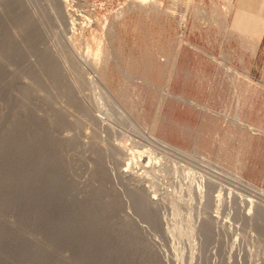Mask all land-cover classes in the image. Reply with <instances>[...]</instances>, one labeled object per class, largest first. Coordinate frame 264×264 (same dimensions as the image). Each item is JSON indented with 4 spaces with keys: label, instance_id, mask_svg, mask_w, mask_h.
Wrapping results in <instances>:
<instances>
[{
    "label": "rangeland",
    "instance_id": "1",
    "mask_svg": "<svg viewBox=\"0 0 264 264\" xmlns=\"http://www.w3.org/2000/svg\"><path fill=\"white\" fill-rule=\"evenodd\" d=\"M25 1L26 0H0V81H1L0 82L1 83L0 84V132H1L0 133V137H1L0 145L2 146V147L0 146V264H84V263L85 264H103V263L104 264H129V263L133 264L134 262H135L134 264H143L141 263V261L142 262L144 261L142 254H141V257H139L138 255L141 253L140 245L146 242H148L147 244H149V246H151V248L154 250L153 252H155L156 254L158 253L157 255H159V257L161 258V261L164 262L163 264H167L171 260L173 262L171 261L168 264H173V263L177 264L178 262H179L178 264H188L190 261H191V264H194V263L195 264H206V263L211 264L213 260H216V261H214L215 263L212 262V264H218V263L224 264L223 260L225 261V264H226V261L229 263L231 261L232 264L237 263V262L238 264L240 263L243 264L244 262H246L245 264H264V236H263L264 230H261L262 228L261 226L259 227V225H255L256 224L255 219L254 221L253 219H250V222L248 220L246 222L245 228L243 227V223H241L240 226L241 228H243V230L240 229V231L237 233H235L234 231L231 232L234 235V237H235V234H236V238L239 236L237 239H235L230 232H227L225 230L226 228L224 226H221V224L215 223L211 219V213H213V209H212L213 205H212L211 199L209 198V194L207 193V190L204 192L201 191L199 193L200 197L202 198H199L198 196L199 203L197 201V205H198V206L196 205L198 207V208L196 207L197 209L193 210V206L190 205L189 203H186L188 201V195H189L188 194L189 184L193 182V180L191 179L192 178L191 176H189L188 178V176L185 177L186 175L184 176L181 174L180 176L176 175L177 177L176 178L174 177V173L171 170L167 169L166 171L164 169H160L162 168L160 167L161 164L156 163L155 160H153L152 163L149 164V166H147L146 168L140 169L138 165L141 162V160L140 162L134 163L137 161V158L139 157V154H137L136 152H134L135 153L134 159H136V161H134L132 165L137 169H135L131 165L132 166L131 168H134V169L129 168V172L125 171L124 173L122 169V165H121L122 162L117 165L114 158L112 157V151H110L114 147V148H117L118 150L120 149V151L125 150L129 152L130 150L131 152L132 151L131 147L134 146L132 148L134 150H137V149L139 150L140 147H138V145H136L137 146L136 147L135 146L136 143H133L134 142L133 139L135 138L130 132L131 128L130 127L129 129L126 128L128 127V126H125L127 125V122L125 121L122 114L119 113L120 111L117 110L118 107L117 106L113 107L115 104L114 103L112 104L111 99H109L110 97L105 94L106 93L105 91H103L104 89L109 91L112 97H114L115 100H117L120 103V105H122L130 113V115L138 122L139 125L143 127H147L148 129L151 130L152 133H154L158 138H160L157 134L156 128H157L158 123L163 118L164 103L166 101L165 89L168 88V83L158 80L157 64L155 65L154 68H151L149 66V60L142 57L141 54H143L146 51L145 49L147 48L148 43L153 42V41H159V40L161 41L173 40L174 34L176 37L175 40L183 43V41L179 37L180 29H181L179 25L180 19L185 20L186 38L188 42L191 39H193V17L196 15V12L194 11V7H193V0H150L146 4L140 2L141 0H61L60 3H58L57 0H27L26 2ZM48 1L50 2V4ZM224 1H225V5H228L229 7H232L235 3V0H224ZM17 3L18 5H16ZM19 4L21 5L23 4V8L25 12L27 11L26 13L30 16L32 20V26H30L31 28L30 27L25 28V26L21 24L22 19L20 18L21 14L18 9ZM59 4H61L63 7H61V5L57 6ZM58 11L60 12L58 13ZM180 15L181 17H179ZM200 16L203 17L202 15ZM70 20H72V22ZM66 21H70V22L68 23ZM64 22L66 23L67 27L65 24H63ZM72 23H73V26H71ZM68 25L69 27L71 26L73 30L70 29L71 27L68 29ZM37 37L41 39H38ZM68 44L71 45V47ZM72 47L74 49H72ZM80 52L82 55L80 54ZM66 54L68 56H66ZM49 55H51V57ZM74 57L75 59H79L76 61V63H74L75 62ZM66 60H68L69 62ZM54 63H55V66H54ZM80 63L84 64L83 65L84 67ZM88 65L91 66L93 70L90 69ZM55 67H56V70H58V71L55 70L56 72H54ZM89 71L91 72L89 73ZM94 78L95 80L98 78L97 81H95ZM147 78H152L153 80L150 81V80H147ZM92 79L97 83H94ZM85 80L87 81L85 82ZM3 86H4L3 89L5 91H2L1 89ZM25 87L29 90H27ZM32 87L33 88L35 87L36 90L33 89ZM89 87L91 90L89 89ZM95 87L97 89L99 88L100 90L101 89L102 90L100 91V90L94 89ZM92 89L95 91V93L96 92L97 93L95 94L94 92H92L93 91ZM72 93H74L75 96ZM92 93L94 95H92ZM11 94H13V96L15 95L16 98L13 97ZM90 95H92L93 98H91ZM104 95L106 99L104 98ZM70 96H72L73 98ZM94 96L95 97L97 96L96 99H94ZM25 98L26 100L27 99L28 100L26 101ZM47 98H48V101H47ZM99 99L101 102L97 101ZM102 99L103 100L105 99L103 101V102H106L104 103L105 105H103ZM77 100L79 101L78 103H77ZM19 101L22 103H20ZM23 101L25 102L26 105L23 104L24 103ZM14 103L18 105H15ZM90 103L92 105H95L97 103L98 106L96 105L97 106L96 111L94 109L95 106L91 108L92 105ZM49 104L50 106L46 107V105H49ZM51 104L53 106H51ZM100 106L102 108H105V106L108 108H106L105 110L104 109L102 110ZM50 107H52V109ZM47 108H48V111H47ZM107 109L110 111L108 112ZM32 110H34V112L37 110L36 111L37 113H34V112L32 113ZM44 110L47 111V113ZM40 111H41V114H40ZM51 111L54 113L53 115ZM55 111L57 112L55 113ZM93 111L94 113L92 114L91 112ZM98 111L101 112L103 115H101V113L99 114ZM10 112L12 114H10ZM44 112L47 115H45ZM56 114H57L56 118L58 119H55ZM71 116L73 117L72 120L70 119L72 118ZM96 116H98V118ZM99 117L101 120L104 118L105 120L100 122L101 120L99 119ZM108 117L110 118L114 117L112 119L114 123L112 122V120H109ZM20 118L22 119L24 118V119L22 120ZM26 118L29 120V122ZM74 118H76L78 122L76 119L74 120ZM94 118H96L95 119L96 121L94 120ZM45 119L46 120L48 119V121L45 122ZM97 119L100 120V121L98 120L100 123L97 121ZM51 120H54V122L58 121V123L60 122L59 127H58V123H54ZM116 120L118 121V123ZM119 120L121 121L119 122ZM23 121L25 122L23 123ZM42 121L44 122V124ZM104 121H107V122H104ZM36 122L42 125H46V127L49 128L51 135L54 137L55 140H57L56 143H52V146L48 148L47 151L48 152L51 151L49 153L50 154L52 153V155L54 154L53 156L57 160V164L55 160H53L51 165L48 166V169H50L54 173H57V176L59 178H57L56 176V179H55L56 182L55 180L52 181L55 183H51L50 181L41 182L43 185L40 183V188L42 189L37 188L36 186L37 184L35 181V174L33 171L34 170L33 169V165H34L33 148L29 146L30 143L28 142L30 141H28L27 139L29 138L30 133L33 131ZM48 122L49 124H47ZM106 123L108 124L110 123V124L108 125ZM18 124L19 126H17ZM32 124L34 126H31ZM105 124L106 126H103ZM119 124H121L120 127H119ZM11 125L13 126L11 127ZM15 125H16V128H15ZM101 125L105 129L107 125H108L107 127L108 129L110 128L109 127L110 125H114V127L113 126L112 127L116 130L113 129L114 130L113 132H117L118 134L113 133L112 129L111 130L107 129L105 131V129H102L103 127ZM60 126L61 127L63 126L62 127L63 129ZM10 127L12 129H10ZM20 127L22 130L20 129ZM52 127L54 130L52 129ZM70 128L71 130H69ZM117 128H120V129H117ZM73 129L75 130V132ZM23 130L24 131L26 130V131L24 132ZM58 130L59 132H61L59 133L61 134V136L64 133H71L73 131L72 132L73 136L70 139H68V141L64 140L67 143L63 142V145H64L63 147H62V144H60L63 141L61 140L62 137L59 136V134H57ZM78 131L80 134L78 133ZM107 131H110V132L107 133ZM21 133L24 135V137ZM75 133L78 135H75ZM129 134L130 136H132L130 137L131 139L128 137ZM113 135L115 136V139L119 140L118 142L117 140L114 139ZM117 135H120V137H118ZM17 136L18 137L20 136L19 137L20 140H18ZM22 137L25 138V140H23ZM110 137L112 141L108 142ZM104 138H106L104 140L105 142L102 141ZM26 139H27V142H26ZM78 140L80 142H78ZM100 141L102 142L100 143ZM113 141H116L117 143ZM111 142H112L113 147L111 145ZM15 143H18V145ZM26 143L29 144L27 145L29 146L32 153L30 152L29 148L26 145H24ZM93 143H95V145ZM104 143L107 147L104 145ZM108 146H111L112 149L111 147H108ZM23 147L24 149L26 147V149L23 150L22 149ZM62 148H64V150H62ZM93 148L95 150L97 149L98 150L94 151ZM143 148L147 150L146 147H143ZM143 148H141L140 150L145 151ZM182 150H184L185 152L189 154H193V147H188L187 149H182ZM104 151L106 152L108 151L111 155L108 152L107 154ZM100 153H103V154L101 155ZM104 155H105V158H104ZM108 155L110 157H107ZM145 155H146V152H145ZM106 157L109 158L108 161L106 160ZM63 158L66 159L64 160V162H63ZM147 158L146 157L143 158L145 160V163H146V160L148 161ZM59 161L61 164L59 163ZM103 161L106 162V164L108 163L107 164L108 166L104 164ZM126 161L127 160L123 162L126 163ZM97 163H99L100 165ZM136 164L137 166H135ZM169 164L170 163L168 162V165ZM67 165L68 167H66ZM190 165L193 168L192 164H187V166L189 167ZM50 166L53 168H51ZM57 166L59 167L57 168ZM113 166L115 167L117 166L116 168L118 169L116 168L114 169ZM111 168L114 169L113 172L112 171L110 172ZM58 169H61V171ZM115 170H118V172ZM134 170L136 171L132 173V171ZM140 170L141 172L139 173ZM157 170L160 171L159 174H162V175H159ZM95 171L97 172L101 171V173L100 172L97 173ZM142 171L144 172L146 171L144 173L146 175L140 176V174H143ZM162 171L164 172L162 173ZM136 172H138V174ZM170 172H172V174H170ZM67 173H70V174L68 175ZM115 174H118V176ZM126 174L128 175L126 176ZM109 175H111L114 178H112ZM119 175H120V178H122L123 176V179H120ZM148 176H150V178L152 179H149ZM157 176L159 178H157ZM107 177H111V178H107ZM117 178L119 181H117ZM142 178H145L146 180L144 179L142 181ZM178 178L179 180L181 178L180 180L181 182L178 181ZM71 179H74L73 180L74 182L72 181L70 182ZM65 180L69 184H67ZM130 180L132 181L134 180L133 184L136 185L135 186L136 188L132 184V181L130 182ZM138 181H139V184L141 185L136 184L138 183ZM165 181L168 183H166ZM182 181H184L185 183H183ZM57 182H59L60 184ZM121 182L123 183L124 186L125 185L126 186L123 187ZM128 182L131 183V185ZM179 182L182 183L183 185L179 184ZM186 182H190V183L189 184L187 183L188 185L186 186L185 185ZM152 184L154 187L152 186ZM158 184L159 185L162 184L161 186L162 188H160ZM181 185L184 187H182ZM70 186L72 187L74 186V188ZM101 186L103 188H101ZM137 186H139V188ZM141 187L142 189H145V188L146 189L142 190ZM151 187H153V189ZM98 188H101V189L96 190ZM133 188L134 190L136 189L135 191L141 190L140 192L138 191L140 194L142 191H145V192H142L141 195H143L146 199H148L147 201H149V205H150L149 207L151 211L153 212L155 222L158 223V225L156 223H150L147 220H145L141 212L139 211L140 212L139 214L137 209H136L137 211L132 210L131 198H129L128 196L131 197V192L129 191H132ZM259 188H262V187L259 186ZM66 189L71 192H68ZM169 189H172V190L174 189V192H170L172 190L169 191ZM34 190L37 192H35ZM44 190H48L46 191L47 193ZM64 190H66L67 192ZM73 190H75V194ZM166 190H168L169 192L166 193ZM63 191H64V194H62ZM65 192L67 194H65ZM94 192L96 193L94 194ZM164 192L166 194H164ZM42 193H45V194H42ZM149 193H152V195ZM71 194L73 195V197ZM147 194H149L151 197ZM155 195L157 197H155ZM48 196H49V199H48ZM64 196H66V199ZM59 197H61V199ZM120 198L122 200H120ZM166 198L167 200H165ZM150 199L152 200L150 201ZM120 201H123L121 202L122 205L126 203L125 201H128L126 203L127 207H126V204L124 205L125 207L120 205ZM152 201H155L156 203L153 202L152 204L151 203ZM166 201L167 203H165ZM200 201L202 202V204ZM71 203L73 205H80V207L82 204L83 208L80 209V211L73 210L74 208H71L72 207ZM128 203H130V205ZM206 203H208L207 204L208 207L205 205ZM188 206L190 210L187 208ZM201 206L202 207L204 206L203 207L204 209ZM199 209H202V210H199ZM206 210L207 211L209 210L211 212L210 213L208 211L210 215L207 213ZM83 211L84 213L86 212L87 214L86 213L84 214ZM78 212H80L81 214H79ZM133 212L134 213L138 212V214L136 213L137 214L136 215ZM88 214L93 216L94 218L89 216ZM201 214L204 215L206 218H208L207 216L209 215L210 218L208 219L209 220L211 219V221L213 222L209 230L211 229L212 231L214 229L215 232H217L215 233V236L213 235L215 241L217 242L213 241L214 239L212 238V234H214L213 233L214 230L209 233V232H206L208 231V229L206 231H202L201 228L199 229V225L201 227L203 220L204 221L206 220L204 216L199 217ZM77 217L78 219L80 218L79 221L82 219L81 220L82 225H80L81 227L78 226L74 221V219ZM198 217L199 219L203 218L201 220L202 223L200 222V220L199 221L197 220ZM70 219H72L74 222ZM83 219H84V222H83ZM125 219L128 221H126ZM90 220L91 222L89 224L88 221ZM94 220H96V222ZM195 221H198V222H195ZM127 222H129L130 224ZM251 222L252 223L255 222V224L252 225ZM88 224H89V227L87 226ZM91 224L93 227L90 226ZM83 225L85 227L87 226V228H85ZM125 225L128 226V228ZM144 225H146V227H144ZM95 226H99V227L96 228ZM133 226L134 227L137 226L136 227L137 229L134 228L137 230V232L136 230L132 229ZM155 226L156 227L158 226V227L156 228ZM193 226L194 227L196 226V228L194 229ZM151 227H153V229ZM147 228L148 229L150 228V230H148ZM165 228H167V230ZM197 228H198V231H197ZM87 229L89 233H87L88 232L86 231ZM129 229L130 230L132 229L131 230L132 232H130ZM160 229L163 232H161ZM97 230L98 231L100 230L101 234ZM138 230L139 231L141 230L140 231L141 233H139ZM221 230L225 231L226 235L224 234L225 232H222ZM96 231H97V234H96ZM168 231L170 232L168 233ZM199 231H201V233ZM220 231L223 235L220 233ZM203 232H206V233H203ZM84 233L87 235L86 239H85L86 235H84ZM142 233L144 236L142 235ZM155 233L157 236L159 234L160 238L156 237ZM208 233L211 234L210 237ZM201 234H204L203 237ZM227 234L229 235L231 234L230 236L232 238L231 237L228 238ZM137 235L139 237H137ZM197 235L198 236L200 235V237L202 238H199ZM217 235H220L221 237ZM162 236H165L164 240H162L163 239ZM166 236L168 237V239L169 238L170 239L168 240ZM207 236L212 239L211 242H210L211 239L209 240ZM216 236L220 238L217 239ZM50 237H52L53 239ZM101 237H104V238H101ZM154 237L156 239L158 238L159 240L154 239ZM242 237H244V239H242ZM258 237L260 238L258 239ZM137 238L138 239L140 238V239L135 240ZM141 238L145 240H142ZM221 238L223 240V243H222L223 247L220 244ZM240 238H241L240 240L241 242H238L239 241L238 239ZM151 239L153 240V242ZM154 240L157 243H159V245H162V246L157 245V243ZM125 241H127V243ZM136 241L140 245H137ZM143 241H146V242H143ZM149 241H151L153 244H151V242ZM158 241H160L161 243L164 241V243L161 244ZM206 241L209 243V245H207L208 243ZM232 241H234L236 244L234 242L231 243ZM128 242L131 244H129ZM154 242L156 244H154ZM218 242L220 245L217 244ZM237 242H238V245H237ZM204 244L206 246L205 248H204ZM169 245H170V248H169ZM174 245L177 246L178 249H176ZM214 245L215 246L217 245L215 249H214ZM240 245L242 246L241 249L243 248L244 253H243V250L242 252L240 251L241 250L239 249ZM163 247H164V250H163ZM172 248L175 250L172 251L173 250ZM209 248L212 249L211 251H213L214 253L211 252ZM137 249L139 250V253ZM167 249L169 251L170 249H172L170 251L171 253ZM204 249H207L209 251L204 250ZM231 249H234V250L231 251ZM129 251H131L132 254L131 252L129 253ZM133 252L135 254H133ZM172 252L174 256H172ZM231 252L234 254L236 252L237 254H235V257L236 255L238 256V254H239V257H236L235 259L233 257L234 254L233 256L232 254H230ZM177 253L178 254L180 253L179 257L181 256L185 260H182L181 257L177 258L176 257ZM211 253L212 255H210ZM217 254L219 257L216 256ZM241 254H243L245 258L241 256ZM213 255L215 259L213 258ZM129 256H131L133 259L130 258ZM136 256H138L139 258ZM163 257L165 258L163 259ZM207 257L209 259H207ZM224 257L226 260L224 259ZM228 257H231V258H228ZM252 257H253V260H252ZM216 258H219V259L221 258L223 260L221 262V259L219 260ZM239 258L241 261H237L239 260ZM243 258L244 260L245 259L246 260L244 261ZM126 259H129V260L127 261ZM177 259L182 260V261H178Z\"/></svg>",
    "mask_w": 264,
    "mask_h": 264
},
{
    "label": "crops",
    "instance_id": "2",
    "mask_svg": "<svg viewBox=\"0 0 264 264\" xmlns=\"http://www.w3.org/2000/svg\"><path fill=\"white\" fill-rule=\"evenodd\" d=\"M193 7V39L174 34L141 54L168 83L157 134L264 188V0Z\"/></svg>",
    "mask_w": 264,
    "mask_h": 264
},
{
    "label": "bare ground",
    "instance_id": "3",
    "mask_svg": "<svg viewBox=\"0 0 264 264\" xmlns=\"http://www.w3.org/2000/svg\"><path fill=\"white\" fill-rule=\"evenodd\" d=\"M27 1V0H26ZM25 1V2H26ZM58 1V3H60L61 2V0H57ZM148 1H150V0H141L140 2H142V3H144V4H146ZM20 2V1H19ZM32 2V1H31ZM49 2V1H48ZM21 3V2H20ZM25 4V3H24ZM49 4H50V2H49ZM16 5H18V3L16 4ZM52 5V4H51ZM50 5V6H51ZM61 4H59V5H57V6H60ZM26 7V6H25ZM33 7V6H32ZM52 7V6H51ZM61 7H63L62 5H61ZM34 8V7H33ZM18 9H19V12H20V18L22 19L21 20V24L23 25V26H25V28H29L30 26H32V20H31V18H30V16L25 12V10H24V8H23V4L21 5V4H19V6H18ZM60 11H58V13H59ZM66 12V11H65ZM61 14H63V13H61ZM69 14V13H68ZM18 15V16H19ZM56 15V14H55ZM67 15V14H66ZM51 19V18H50ZM65 19V18H64ZM66 20V19H65ZM64 20V21H65ZM71 22H72V20H70ZM70 21H66V22H70ZM185 21V20H184ZM57 22V21H56ZM67 23V24H68ZM63 24H65L66 25V23L64 22ZM71 25V24H70ZM71 26H73V23H72V25ZM70 26V27H71ZM62 27H63V25H62ZM66 27H67V25H66ZM69 27V25H68V29L70 28ZM75 27V26H74ZM31 28V27H30ZM70 29H72L73 30V28L71 27ZM25 30V29H24ZM26 31V30H25ZM31 31V30H30ZM33 31V30H32ZM60 31V30H59ZM69 31V30H68ZM67 31V32H68ZM39 33H40V31H39ZM70 33V32H69ZM38 36V35H37ZM42 36V35H41ZM36 37V36H35ZM43 37V36H42ZM38 39H41V38H39V37H37ZM67 38V37H66ZM68 39V38H67ZM33 40V39H32ZM55 41V40H54ZM70 41V40H69ZM56 43V42H55ZM69 45V44H68ZM11 46V45H10ZM70 47H71V45H69ZM8 47V46H7ZM68 47V46H67ZM9 48V47H8ZM58 48V47H57ZM71 49V48H70ZM69 49V50H70ZM72 49H74L73 47H72ZM12 50V49H11ZM78 51V50H77ZM80 54H81V52H80ZM79 54V55H80ZM82 55V54H81ZM50 57H51V55H49ZM66 56H68L67 54H66ZM3 57V56H2ZM49 57V58H50ZM73 57V56H72ZM66 58H68V57H66ZM33 60V59H32ZM65 60V59H64ZM77 60H79V59H75V57H74V63H76V61ZM66 61H68V60H66ZM69 62V61H68ZM83 62V61H82ZM38 63V62H37ZM41 63V62H40ZM85 63V62H84ZM50 64V63H49ZM81 64V63H80ZM86 64H87V62H86ZM82 66L84 65V64H81ZM25 66V65H24ZM23 66V67H24ZM48 66V65H47ZM54 66H55V63H54ZM57 66V65H56ZM71 66V65H70ZM89 66V65H88ZM84 67V66H83ZM90 67V69H92L91 68V66H89ZM88 67V68H89ZM70 68V67H69ZM71 68H73V67H71ZM78 68V67H77ZM86 68V67H85ZM25 69V68H24ZM30 70V69H29ZM39 70V69H38ZM56 67H55V69H54V72H56V71H58V70H56ZM70 70V69H69ZM83 70V69H82ZM93 70V69H92ZM73 71H75V70H73ZM79 71H80V69H79ZM65 72V71H64ZM84 72H85V70H84ZM87 72H88V70H87ZM91 71H89V73H90ZM94 72V71H93ZM41 73V72H40ZM70 73H72V72H70ZM25 74V73H24ZM53 74V73H52ZM81 74V73H80ZM94 74V73H93ZM10 75H11V73H10ZM74 75V74H73ZM94 76V75H93ZM76 78V77H75ZM78 78V77H77ZM98 79V78H97ZM97 79L95 80V78H94V80L95 81H97ZM5 80V79H4ZM78 80V79H77ZM93 80V79H92ZM93 80V81H94ZM16 81H17V79H16ZM57 81V80H56ZM84 81V80H83ZM87 80H85V82H86ZM94 81V83H97V82H95ZM1 82V81H0ZM5 82V81H4ZM71 82V81H70ZM79 82V81H78ZM8 83V82H7ZM7 83H6V85H7ZM42 83V82H41ZM69 83V82H68ZM80 83H81V81H80ZM99 83V82H98ZM1 84V83H0ZM22 84V83H21ZM83 84V83H82ZM88 84V83H87ZM5 85V86H6ZM33 85V84H32ZM97 85H99V84H97ZM85 86V85H84ZM90 86V85H89ZM94 86H96V85H94ZM7 87V86H6ZM39 87V86H38ZM80 87V86H79ZM100 87V86H99ZM4 86L1 88L2 89V91H5L4 89ZM8 88V87H7ZM13 88V87H12ZM23 88V87H22ZM26 88V87H25ZM33 88V87H32ZM85 88V87H84ZM20 89V88H19ZM27 89V88H26ZM33 89H35V87L33 88ZM33 89H32V91H33ZM81 89V88H80ZM89 89H90V87H89ZM94 89H97L96 87L94 88ZM27 90H29V89H27ZM26 90V91H27ZM36 90V89H35ZM91 90V89H90ZM93 90V89H92ZM97 90H100L99 88L97 89ZM102 90V89H101ZM100 90V91H101ZM167 88L165 89V91L167 92ZM1 91V92H2ZM20 91V90H19ZM21 91H22V89H21ZM25 91V90H24ZM31 91V90H30ZM87 91V90H86ZM99 91V92H100ZM103 91H105L106 93V95H108L109 97V99H111V102H112V104L114 103L115 105L113 106V107H115V106H117L118 107V109L117 110H119L120 112L119 113H121L122 114V116L124 117V119H125V121L127 122V125H125V126H128V127H126V128H128L129 129V127L131 128V134L134 136V138L135 139H133L134 140V142L133 143H136L135 144V146L136 145H138V147H140V149L141 148H143V147H146L147 148V150H145L144 148V150L145 151H142V150H134V149H132L133 147H131V152H130V150H129V152L128 151H120V149L118 150L117 148H114L113 147V145H112V142H111V145H112V147H113V149H112V147L111 146H108V147H111V149L112 150H110V151H112V157L114 158V160H115V162L117 163V165L119 164V163H121L122 162V169H123V172L125 173V171L127 172H129V168H131L133 165H132V163L134 162V161H136V159H134V157H135V153L134 152H136L137 154H139V157H138V155H137V161L136 162H134V163H137V162H140V160H141V162L139 163V165H138V167H140V169L141 168H146L147 166H149V164H151L152 163V161L153 160H155V162L156 163H160L161 164V166L160 167H162V168H160V169H164V170H166L167 171V169L168 170H171L172 172L174 171L175 172V170H174V168L175 169H177L178 167L179 168H186V167H188L187 166V164H193V161L194 162H197V163H202L203 164V161L202 160H204V159H201V157L199 156V155H196V154H189V153H187V152H185L184 150H182V149H180V148H178V147H175L174 145H172V144H170V143H168L167 141H165V140H163V139H160V138H158L154 133H152L151 132V130L150 129H148L147 127H143V126H141V125H139L138 124V122L130 115V113L122 106V105H120V103L117 101V100H115V98L114 97H112V95L109 93V91H107L106 89H104ZM7 92V91H6ZM46 92V91H45ZM92 92H94L95 93V91L93 90ZM4 93V92H3ZM21 93V92H20ZM33 93H34V91H33ZM32 93V94H33ZM38 93V92H37ZM40 93V92H39ZM75 93V92H74ZM74 93H72V94H74ZM97 93V92H96ZM95 93V94H96ZM101 93H103V92H101ZM9 94V93H8ZM22 94V93H21ZM24 94H26V93H24ZM31 94V95H32ZM83 94V93H82ZM90 94V93H89ZM12 96H13V94H11ZM30 95V96H31ZM43 95V94H42ZM80 95V94H79ZM92 95H94L93 93H92ZM92 95H90L91 96V98H93V96ZM101 95V94H100ZM103 95V94H102ZM27 96H29V95H27ZM26 96V97H27ZM44 96V95H43ZM73 96V95H72ZM72 96H70V97H72ZM74 96H75V94H74ZM77 96V95H76ZM99 96V95H98ZM11 97V96H10ZM13 97H15V95L13 96ZM49 97V96H48ZM78 97V96H77ZM77 97H76V99H77ZM97 97V96H96ZM96 97L94 96V99H96ZM102 97V96H101ZM16 98V97H15ZM21 98V97H20ZM41 98H42V96H41ZM73 98V97H72ZM79 98V97H78ZM98 98H100V97H98ZM104 98L106 99V97H105V95H104ZM13 99V98H12ZM46 99V98H45ZM104 99V100H105ZM25 100H26V98H25ZM28 100V99H27ZM26 100V101H27ZM103 99H102V102L104 101ZM5 101V100H4ZM10 101V100H9ZM12 101V100H11ZM47 101H48V98H47ZM81 101V100H80ZM97 101H100V99L99 100H97ZM13 102V101H12ZM20 102V101H19ZM24 102V101H23ZM50 102V101H49ZM79 101L77 100V103H78ZM84 102V101H83ZM101 102V101H100ZM99 102V103H100ZM17 103V102H16ZM20 103H22V102H20ZM40 103V102H39ZM47 103V102H46ZM104 103H106V102H103V105H105ZM15 104V103H14ZM23 104H25V102L23 103ZM91 104V103H90ZM94 104V103H93ZM15 105H18V104H15ZM21 105V104H20ZM26 105V104H25ZM92 105V104H91ZM97 103L95 104V105H92L91 106V108L92 107H94V109H95V111H96V109H97ZM100 105V104H99ZM107 105V104H106ZM47 106H50V104L49 105H46V107ZM51 106H53L52 104H51ZM87 106V105H86ZM90 106V105H89ZM102 106V105H101ZM100 106V107H101ZM112 106V105H111ZM112 107V108H113ZM38 108V107H37ZM51 109H52V107H50ZM87 108V107H86ZM90 108V107H89ZM102 108V107H101ZM106 108H108V107H106L105 106V108H102V110L104 109H106ZM111 108V107H110ZM109 108V109H110ZM35 109V108H34ZM42 109V108H41ZM55 109V108H54ZM88 109V108H87ZM99 109V108H98ZM116 109V108H115ZM115 109H113V110H115ZM40 110V109H39ZM89 110V109H88ZM2 111V110H1ZM37 111V110H36ZM34 112V110H32V113L34 112V113H37V112ZM45 111V110H44ZM47 111H48V108H47ZM47 111H45L46 113H47ZM59 111V110H58ZM90 111H91V109H90ZM99 111H101V110H99ZM98 111V112H99ZM107 111L109 112L110 110H108L107 109ZM17 112V111H16ZM44 112V113H45ZM52 112V111H51ZM57 111H55V113H56ZM62 112V111H61ZM65 112V111H64ZM70 112V111H69ZM98 112H96V113H98ZM4 113V112H3ZM45 113V115H47ZM67 113V112H66ZM92 114L94 113V111L93 112H91ZM101 112H99V114H100ZM10 114H12L11 112H10ZM19 114V113H18ZM40 114H41V111H40ZM51 114V113H50ZM54 113L52 112V115H53ZM69 114V113H68ZM108 114V113H107ZM110 114V113H109ZM29 115V114H28ZM101 115H103L102 113H101ZM111 115V114H110ZM31 116V115H30ZM35 116H36V114H35ZM120 116V115H119ZM121 116V117H122ZM14 117V116H13ZM23 117V116H22ZM25 117V116H24ZM32 117H34V116H32ZM31 117V118H32ZM40 117H42V116H40ZM47 117V116H46ZM54 117V116H53ZM57 117V114H56V116H55V119H58V118H56ZM72 117V116H71ZM94 117H95V115H94ZM97 118H98V116H96ZM122 117V118H123ZM37 118V117H36ZM38 118H39V116H38ZM65 118V117H64ZM109 118V120H112L113 118H110V117H108ZM117 118V117H116ZM18 119V118H17ZM20 119H22V118H20ZM24 119V118H23ZM22 119V120H23ZM27 119V118H26ZM44 119V118H43ZM50 119H51V117H50ZM49 119V120H50ZM53 119V118H52ZM54 119V120H55ZM71 120L73 119V117L72 118H70ZM76 118H74V120H75ZM96 118H94V120H95ZM99 119H100V117H99ZM99 119H97V121L99 120ZM1 120H3V119H1ZM28 120V119H27ZM26 120V121H27ZM33 120V119H32ZM41 120V119H40ZM54 120H51L52 122H54ZM77 120V119H76ZM101 120V119H100ZM99 120V121H100ZM103 120H105V118L104 119H102L100 122H102ZM122 120V119H121ZM121 120H119V122L121 121ZM5 121V120H4ZM12 121V120H11ZM38 121V120H37ZM46 121H48V119L46 120L45 119V122ZM70 121V120H69ZM81 121V120H80ZM96 121V120H95ZM98 121V122H99ZM117 121V120H116ZM123 121V120H122ZM20 122H22V121H20ZM25 121H23V123H24ZM28 122H29V120H28ZM27 122V123H28ZM31 122V121H30ZM43 122V121H42ZM52 122H51V124H52ZM62 122H63V120H62ZM67 122V121H66ZM77 122H78V120H77ZM99 122V123H100ZM104 122H107V121H104ZM112 122L114 123V121L112 120ZM14 123V122H13ZM17 123V122H16ZM19 123V122H18ZM33 123V122H32ZM54 123H58V121L56 122H54ZM53 123V124H54ZM60 123V122H59ZM59 123H58V127H59ZM64 123H65V121H64ZM68 123H70V122H68ZM73 123V122H72ZM80 123V122H79ZM110 123H111V121H110ZM109 123V124H110ZM117 123H118V121H117ZM122 123V122H121ZM22 124V123H21ZM29 124V123H28ZM31 124V123H30ZM43 124H44V122H43ZM46 124V123H45ZM47 124H49V122L47 123ZM61 124H63V123H61ZM67 124V123H66ZM106 124H108V123H106ZM106 124L105 125H103V126H106ZM108 124V125H109ZM14 125V124H13ZM13 125H11V127L13 126ZM26 125V124H25ZM25 125H23V126H25ZM56 125V124H55ZM69 125V124H68ZM73 125H75V124H73ZM99 125V124H98ZM108 125H107V127H108ZM123 125V124H122ZM5 126V125H4ZM17 126H19V124L17 125ZM21 126V125H20ZM27 126H29V125H27ZM31 126H34L33 124L31 125ZM49 126V125H48ZM64 126V125H63ZM62 126V127H63ZM67 126V125H66ZM102 126V125H101ZM102 126V127H103ZM114 127V125H110L109 127V129L111 130L112 129V132L114 131V130H116V129H114L113 127ZM116 126V125H115ZM121 126V124H119V127ZM124 126V127H125ZM10 127V129H12ZM53 127H54V125H53ZM53 127H52V129H53ZM57 127V126H56ZM61 127V126H60ZM61 127V128H62ZM71 127V126H70ZM73 127V126H72ZM99 127V126H98ZM106 127V129L103 127L102 129H105V131L108 129ZM117 127V126H116ZM15 128H16V125H15ZM33 128V127H32ZM60 128V129H61ZM68 128H69V126H68ZM67 128V129H68ZM20 129H21V127H20ZM51 129V128H50ZM55 129H57V128H55ZM63 129V128H62ZM61 129V130H62ZM66 129V130H67ZM80 129V128H79ZM108 129V130H109ZM114 129V130H113ZM117 129H120V128H117ZM9 130V129H8ZM8 130H7V132H8ZM16 130V129H15ZM22 130V129H21ZM20 130V131H21ZM27 130V129H26ZM25 130V131H26ZM54 130V129H53ZM60 130V131H61ZM69 130H71V128L69 129ZM74 130V129H73ZM123 130H124V128H123ZM122 130V131H123ZM2 131V130H1ZM24 131V130H23ZM24 131V132H25ZM85 131H86V129H85ZM98 131V130H97ZM119 131V130H118ZM121 131V130H120ZM22 132V131H21ZM23 132V133H24ZM28 132V131H27ZM54 132V131H53ZM56 132V131H55ZM65 132V131H64ZM67 132V131H66ZM73 132V131H72ZM72 132L71 133H64L62 136H61V134H59V133H61V132H59V130H58V133L57 134H59V136H61L62 137V139L61 140H63L62 141V143H60V141H59V143L60 144H62V147L64 146L63 145V142H65L64 140H67L68 141V139H70L73 135H72ZM74 132H75V130H74ZM77 132V131H76ZM81 132V131H80ZM89 132V131H88ZM95 132V131H94ZM110 131H107V133H109ZM112 132H111V134H112ZM124 132V131H123ZM127 132V131H126ZM1 133V132H0ZM20 133V132H19ZM63 133V132H62ZM78 133H79V131H78ZM86 133V132H85ZM96 133V132H95ZM103 133V132H102ZM113 133H117V132H113ZM125 133V132H124ZM12 134V133H11ZM22 134V133H21ZM56 134V133H55ZM80 134V133H79ZM104 134H106V133H104ZM110 134V135H111ZM118 134V133H117ZM121 134H122V132H121ZM6 135V134H5ZM23 135V134H22ZM75 135H78V134H76L75 133ZM74 135V136H75ZM86 135V134H85ZM89 135V134H88ZM96 135V134H95ZM99 135V134H98ZM115 135V134H114ZM113 135V136H114ZM128 135V134H127ZM1 136H2V134H1ZM9 136V135H8ZM55 136V135H54ZM58 136V135H57ZM91 136V135H90ZM103 136V135H102ZM112 136V135H111ZM118 137H120V135H117ZM123 136V135H122ZM121 136V137H122ZM11 137V136H10ZM18 137V136H17ZM20 137V136H19ZM18 137V140H20V138ZM23 137H24V135H23ZM22 137V138H23ZM78 137V136H77ZM88 137V136H87ZM86 137V138H87ZM106 137V136H105ZM107 137H109V136H107ZM129 138L130 137H132V136H130V134H129V136H128ZM1 138V137H0ZM3 138V137H2ZM6 138V137H5ZM21 138V139H22ZM27 138V137H26ZM84 138V137H83ZM95 138V137H94ZM28 139V141H30V142H28V143H30V145L28 144V143H26V144H24V145H26L28 148H29V146L31 147V148H33V157H34V159H33V161H34V165H33V171H34V174H35V181H36V186H37V188H40V183L41 182H47V181H50L51 183H55L56 182V176H57V173H54V172H52L50 169H48V166L49 165H51V163L53 162V160H55V162H56V164H57V160L54 158V154L52 155V153L50 154L49 152H51V151H47L48 150V148H50L51 146H52V143H56V141L57 140H55L54 139V137L51 135V132L49 131V128L48 127H46V125H42V124H40V123H35V127H34V129H33V131L30 133V135H29V138H27ZM27 139H26V142H27ZM97 139V138H96ZM100 139V138H99ZM106 138H104L102 141L103 142H105L104 140H105ZM114 139H115V136H114ZM131 139V138H130ZM23 140H25V138H23ZM73 140V139H72ZM74 140H75V138H74ZM84 140V139H83ZM115 140H117V139H115ZM2 141V140H1ZM86 141V140H85ZM102 141H100V143L102 142ZM106 141H108V140H106ZM110 141H112V139H111V137L109 138V141L108 142H110ZM119 140H117V142H118ZM72 142V141H71ZM76 142V141H75ZM78 142H80L79 140H78ZM99 142V141H98ZM113 142H116V141H113ZM116 142V143H117ZM23 143V142H22ZM65 143H67V142H65ZM64 143V144H65ZM74 143V142H73ZM92 143V142H91ZM97 143V142H96ZM99 143V144H100ZM107 143V142H106ZM115 143V144H116ZM5 144V143H4ZM15 144H17L18 145V143H15ZM20 144V143H19ZM29 146H28V145ZM76 144V143H75ZM80 144V143H79ZM86 144V143H85ZM88 144V143H87ZM94 145H95V143H93ZM98 144V145H99ZM110 144V143H109ZM67 145V144H66ZM71 145V144H70ZM104 145H105V143H104ZM117 145V144H116ZM1 146V145H0ZM53 146H54V144H53ZM60 146V145H59ZM68 146V145H67ZM66 146V147H67ZM72 146V145H71ZM92 146V145H91ZM106 146V145H105ZM115 146V145H114ZM118 146V145H117ZM116 146V147H117ZM2 147V146H1ZM20 147V146H19ZM65 147V148H66ZM98 147H100V146H98ZM107 147V146H106ZM137 147V146H136ZM53 148V147H52ZM97 148V147H96ZM120 148V147H119ZM23 150H25L26 149V147H25V149H24V147L22 148ZM94 149V148H93ZM100 149H102V148H100ZM129 149V148H128ZM29 150H30V148H29ZM28 150V151H29ZM50 150V149H49ZM59 150V149H58ZM62 150H64V148H62ZM98 150V149H97ZM97 150H95L94 149V151H97ZM105 150V149H104ZM134 150V151H133ZM13 151V150H12ZM27 151V152H28ZM101 151V150H100ZM103 151V150H102ZM20 152V151H19ZM25 152V151H24ZM30 152H31V150H30ZM54 152V151H53ZM59 152V151H58ZM57 152V153H58ZM60 152H61V150H60ZM99 152V151H98ZM104 152H106V151H104ZM108 152V151H107ZM106 152V153H107ZM145 152H146V155H145ZM32 153V152H31ZM109 153V152H108ZM107 153V154H108ZM101 155L103 154V153H100ZM110 154V153H109ZM24 155V154H23ZM98 155V154H97ZM111 155V154H110ZM121 155V156H120ZM103 157V156H102ZM107 157H110L109 155L107 156ZM106 157V160L108 161V159L109 158H107ZM147 158L148 159V161L146 160V163H145V160L143 159V158ZM19 158V157H18ZM100 158H101V156H100ZM104 158H105V155H104ZM139 158H141V159H139ZM13 159V158H12ZM103 159V158H102ZM64 160H66V159H64L63 158V162H64ZM99 160V159H98ZM125 160H127L126 161V163L125 162H123V161H125ZM61 161V160H60ZM60 161H59V163H60ZM97 161V160H96ZM100 161V160H99ZM105 161V160H104ZM103 161V162H104ZM143 161H144V163H143ZM26 162V161H25ZM168 162L170 163L169 165H168ZM29 163V162H28ZM66 163V162H65ZM124 163V164H123ZM61 164V163H60ZM97 164H99V163H97ZM97 164H96V166H97ZM104 164H106V162H104ZM108 164V163H107ZM106 164V165H107ZM59 165V164H58ZM100 165V164H99ZM103 165V164H102ZM109 165H111V164H109ZM112 165H113V163H112ZM125 165V166H124ZM132 165V166H131ZM153 165V164H152ZM159 165V164H158ZM205 165V164H204ZM64 166H65V164H64ZM108 166V165H107ZM135 166H137V164L135 165ZM151 166V165H150ZM168 166V167H167ZM7 167V166H6ZM18 167V166H17ZM51 167V166H50ZM59 166H57V168H58ZM61 167V166H60ZM66 167H68V165L66 166ZM99 167V166H98ZM101 167V166H100ZM114 167V169L117 167H115V166H113ZM125 167V168H124ZM134 167V166H133ZM158 167V166H157ZM190 167H191V165H190ZM51 168H53V167H51ZM56 168V169H57ZM71 168V167H70ZM103 168V167H102ZM106 168V167H105ZM135 168V167H134ZM134 168H131V169H134ZM156 168V167H155ZM158 168V169H159ZM192 168V167H191ZM55 169V170H56ZM101 169V168H100ZM99 169V170H100ZM104 169V168H103ZM114 169H112L111 168V170H110V172L112 171L113 172V170ZM116 169H118V168H116ZM135 169H137V168H135ZM148 169V168H147ZM150 169V168H149ZM157 169V168H156ZM58 170H60L61 171V169H58ZM57 170V171H58ZM69 170V169H68ZM106 170V169H105ZM104 170V171H105ZM120 170V169H119ZM11 171V170H10ZM65 171V170H64ZM115 171H117L118 172V170H115ZM122 171V170H121ZM121 171H119V172H121ZM131 171V170H130ZM136 170H134V171H132V173H134ZM150 171V170H149ZM156 171V170H155ZM158 171V170H157ZM27 172V171H26ZM69 172V171H68ZM95 172H97V171H95ZM98 172H100L101 173V171H98ZM97 172V173H98ZM109 172V173H110ZM141 172V170L139 171V173ZM146 172V171H145ZM144 171H142V173L143 174H140V176L141 175H146V174H144L145 173ZM148 172V171H147ZM159 172L160 171H158V174H159ZM164 171H162V173H163ZM172 172H170V174H172ZM62 173H63V171H62ZM73 173V172H72ZM106 173H108V172H106ZM131 173V172H130ZM137 174H138V172H136ZM149 173V172H148ZM166 173V172H165ZM26 174V173H25ZM33 174V175H34ZM68 175L70 174V173H67ZM119 174V173H118ZM118 174H115V175H117L118 176ZM59 175H61V174H59ZM100 175V174H99ZM111 175H113V174H111ZM111 175H109V176H111ZM121 175V174H120ZM120 175H119V178H120ZM124 175V174H123ZM128 174H126V176H127ZM133 175V174H132ZM136 175V174H135ZM147 175H149V174H147ZM159 175H162V174H159ZM158 175V176H159ZM164 175H166V174H164ZM72 176V175H71ZM125 176V175H124ZM130 176H131V174H130ZM138 176V175H137ZM139 176V177H140ZM157 176V178H159ZM172 176V175H171ZM178 176H180V175H178ZM185 176V175H184ZM190 176V175H189ZM189 176H188V178H189ZM34 177V176H33ZM65 177V176H64ZM63 177V178H64ZM68 177V176H67ZM95 177V176H94ZM112 177V176H111ZM111 177H107V178H111ZM129 177V176H128ZM127 177V178H128ZM164 177V176H163ZM169 177V176H168ZM174 177H176V176H174ZM174 177H173V179H174ZM183 177V176H182ZM181 177V178H182ZM186 177V176H185ZM57 178H59L58 176H57ZM66 178V177H65ZM69 178V177H68ZM102 178V177H101ZM112 178H114V177H112ZM125 178V177H124ZM131 178V177H130ZM146 178V177H145ZM145 178H142V181L145 179ZM148 178L149 179H152V178H150V176H148ZM155 178V177H154ZM153 178V179H154ZM157 178H156V180H157ZM160 178H162V177H160ZM171 178V177H170ZM177 178V177H176ZM181 178H180V180H181ZM187 178V179H188ZM61 179H62V177H61ZM120 179H123V176H122V178H120ZM141 179V178H140ZM164 179V178H163ZM168 179V178H167ZM172 179V180H173ZM192 179V178H191ZM14 180V179H13ZM12 180V181H13ZM55 180V182H52V181H54ZM69 180V179H68ZM74 179H71L70 180V182L72 181V182H74L73 181ZM125 180V179H124ZM127 180V179H126ZM135 180V179H134ZM133 180V181H134ZM146 180V179H145ZM155 180V179H154ZM153 180V181H154ZM166 180V179H165ZM177 180V179H176ZM179 180V178H178V181H180ZM185 180V179H184ZM190 180V179H189ZM20 181V180H19ZM29 181V180H28ZM59 181V180H58ZM62 181V180H61ZM66 181V180H65ZM117 181H119L118 180V178H117ZM128 181V180H127ZM126 181V182H127ZM132 180H130V182H131ZM133 181H132V184H133ZM136 181V180H135ZM141 181V180H140ZM148 181V180H147ZM150 181V180H149ZM171 181V180H170ZM175 181V180H174ZM173 181V182H174ZM177 181V182H178ZM27 182V181H26ZM67 182V181H66ZM80 182V181H79ZM94 182V181H93ZM102 182V181H101ZM137 182V181H136ZM166 182V181H165ZM176 182V181H175ZM181 182V181H180ZM179 182V184H182V183H180ZM183 183H185L184 181H182ZM204 184H205V186H206V188H205V190H208V194H209V198L211 199V191H212V187H211V185L208 183V181H207V178H205L204 179ZM57 183H59V182H57ZM63 183V182H62ZM92 183V182H91ZM122 183V182H121ZM129 183V182H128ZM141 183V182H140ZM147 183V182H146ZM152 183V182H151ZM161 183V182H160ZM166 183H168V182H166ZM190 183V182H186V186L188 185V184ZM192 183V182H191ZM42 184V183H41ZM50 184V183H49ZM48 184V185H49ZM60 184V183H59ZM66 184V183H65ZM67 184H69L68 182H67ZM76 184V183H75ZM130 185H131V183H129ZM136 184H139V181H138V183H136ZM143 184H145V183H143ZM142 184V185H143ZM165 184V183H164ZM169 184H171V183H169ZM31 185V184H30ZM32 185H34V184H32ZM43 185V184H42ZM83 185V184H82ZM134 185V184H133ZM139 185H141V184H139ZM147 185H149V184H147ZM146 185V186H147ZM157 185V184H156ZM159 185V184H158ZM168 185V184H167ZM183 185V184H182ZM181 185V186H182ZM61 186V185H60ZM64 186V185H63ZM67 186H69V185H67ZM76 186V185H75ZM122 186L123 187H125L124 185H123V183H122ZM136 185H134V187H135ZM152 186H153V184H152ZM160 186V188H162L161 186H162V184L161 185H159ZM165 186V185H164ZM13 187V186H12ZM18 187V186H17ZM46 187H47V185H46ZM70 187H72V186H70ZM77 187V186H76ZM138 188H139V186H137ZM154 187V186H153ZM153 187H151L152 189H153ZM158 187V186H157ZM171 187V186H170ZM182 187H184V186H182ZM49 188V187H48ZM67 188V187H66ZM72 188H74V186L72 187ZM101 188H103L102 186H101ZM101 188H98V189H96V190H99V189H101ZM136 188V187H135ZM145 188V187H144ZM40 189H42V188H40ZM82 189H84V188H82ZM141 189H142V187H141ZM146 189V188H145ZM145 189H142V190H145ZM149 189V188H148ZM151 189V190H152ZM183 189H185V188H183ZM187 189H188V187H187ZM186 189V190H187ZM50 190V189H49ZM63 190V189H62ZM67 190V189H66ZM66 190H64V191H66ZM77 190V189H76ZM116 190V189H115ZM136 190V189H135ZM134 190V188L132 189V191H129V192H131V197L130 196H128L129 198H131V208H132V210H135V211H137L138 210V212L140 211L141 212V214H142V216L145 218V220H147L148 222H150V223H156L155 222V219H154V214H153V212L151 211V209H150V205H149V201H147L148 199H146L143 195H141L142 194V192H145V191H142L141 192V194L138 192V191H135ZM151 190H149V191H151ZM154 190H155V188H154ZM161 190V189H160ZM35 191V190H34ZM45 192L46 191H48V190H44ZM64 191H63V193L62 194H64ZM68 191V190H67ZM66 191V192H67ZM78 191V190H77ZM118 191V190H117ZM128 191V190H127ZM153 191V190H152ZM157 191H159V190H157ZM35 192H37V191H35ZM62 192V191H61ZM65 192V194H67ZM68 192H71V191H68ZM73 192H74V194H75V190H73ZM103 192H104V190H103ZM128 192V193H129ZM188 192V191H187ZM40 193H41V191H40ZM47 193V192H46ZM96 192H94V194H95ZM154 193V192H153ZM42 194H45V193H42ZM77 194H78V192H77ZM100 194V193H99ZM130 194V193H129ZM145 194V193H144ZM149 194H151L152 195V193H149ZM149 194H147V195H149ZM160 194H161V192H160ZM159 194V195H160ZM164 194H166L165 192H164ZM189 194V193H188ZM49 195V194H48ZM51 195V194H50ZM68 195H70V194H68ZM72 195V194H71ZM146 195V194H145ZM46 196V195H45ZM61 196H63V195H61ZM96 196V195H95ZM97 196H98V194H97ZM123 196H124V194H123ZM126 196V197H127ZM150 196V195H149ZM161 196H162V194H161ZM199 196V198H202V197H200V195H198ZM203 196V195H202ZM65 197V199H66V196H64ZM63 197V198H64ZM72 197H73V195H72ZM74 197H75V195H74ZM94 197V196H93ZM100 197V196H99ZM151 197V196H150ZM155 197H157L156 195H155ZM240 199L237 197V195H235V198H232V200H233V202L235 203V204H237V202H236V200L238 201V203H240V204H242V206H243V208H242V212H243V214L241 213V215H242V222L241 223H243V227L245 228V226H246V222L249 220V222H250V219H253V221H254V219H255V221H256V224H255V222L254 223H252V225L253 224H255V225H259V227L261 226L262 228H261V230H264L263 229V227H264V189L263 188H259V187H257V186H255L254 184H252V183H250V182H248V181H246V180H244L243 181V186H242V192L240 193ZM47 198V197H46ZM60 199H61V197H59ZM62 198V199H63ZM69 198V197H68ZM76 198H78V197H76ZM124 198H125V196H124ZM154 198V197H153ZM159 198V197H158ZM38 199V198H37ZM48 199H49V196H48ZM55 199V198H54ZM70 199V198H69ZM74 199V198H73ZM127 199V198H126ZM126 199H124V200H126ZM157 199V198H156ZM161 199V198H160ZM203 199H205V198H203ZM51 200V199H50ZM77 200V199H76ZM79 200V199H78ZM93 200H94V198H93ZM120 200H122L121 198H120ZM152 199H150V201H151ZM155 200V199H154ZM165 200H167V198L165 199ZM201 200V199H200ZM34 201V200H33ZM72 201V200H71ZM117 201H118V199H117ZM117 201H116V203H117ZM129 201V200H128ZM128 201H125L126 203L128 202ZM161 201H163V200H161ZM198 201V200H197ZM204 201H206V200H204ZM203 201V202H204ZM2 202V201H1ZM66 202V201H65ZM69 202V201H68ZM80 202V201H79ZM121 202H123V201H120V205H122L121 204ZM153 202H155V201H152L151 203L153 204ZM158 202H159V200H158ZM157 202V203H158ZM201 202V201H200ZM49 203V202H48ZM73 203V202H72ZM71 203V204H72ZM116 203H115V205H116ZM125 203V204H126ZM150 203V204H151ZM156 203V202H155ZM162 203V202H161ZM165 203H167V201L165 202ZM186 203H189L188 201L186 202ZM198 203H199V201H198ZM3 204V203H2ZM68 204V203H67ZM75 204V203H74ZM80 204V203H79ZM119 204V203H118ZM117 204V205H118ZM124 204V203H123ZM124 204V205H125ZM129 205H130V203H128ZM190 204V203H189ZM201 204H202V202H201ZM208 203H206L205 205L208 207V205H207ZM210 204V203H209ZM10 205V204H9ZM70 205V204H69ZM124 205H122V206H124ZM158 205V204H157ZM163 205H164V203H163ZM197 205V204H196ZM200 205V204H199ZM46 206V205H45ZM63 206V205H62ZM198 206V205H197ZM196 206V207H197ZM205 206V207H206ZM48 207V206H47ZM67 207V206H66ZM90 207V206H89ZM93 207V206H92ZM115 207V206H114ZM125 207V206H124ZM126 207H127V204H126ZM151 207H152V205H151ZM202 207V206H201ZM204 207V206H203ZM202 207V208H203ZM209 207H211V206H209ZM51 208V207H50ZM71 208H74L73 210H79L80 211V209H82L83 208V205L81 204V207H80V205H73L72 204V207ZM94 208V207H93ZM96 208V207H95ZM178 208V207H177ZM188 209H189V206L187 207ZM198 208V207H197ZM197 208H195V209H197ZM126 209H128V208H126ZM130 209V208H129ZM137 209V210H136ZM204 209V208H203ZM213 209V208H212ZM72 210V211H73ZM90 210H91V208H90ZM94 210H96V209H94ZM177 210V209H176ZM179 210V209H178ZM190 210V209H189ZM199 210H202V209H199ZM51 211V210H50ZM71 211V212H72ZM86 211V210H85ZM88 211V210H87ZM129 211V210H128ZM207 211V210H206ZM209 211V210H208ZM208 211H207V213H208ZM41 212V211H40ZM91 212H92V210H91ZM95 212V211H94ZM130 212V211H129ZM138 212H136L137 214H138ZM140 212H139V214H140ZM210 212V211H209ZM79 214H81L80 212H78ZM83 213H84V211H83ZM86 213V212H85ZM84 213V214H85ZM96 213H97V211H96ZM95 213V214H96ZM134 213V212H133ZM136 213H134V214H136ZM195 213H197V212H195ZM200 213V212H199ZM203 213V212H202ZM211 213V212H210ZM47 214V213H46ZM75 214V213H74ZM76 214H77V212H76ZM87 214V213H86ZM90 214V213H89ZM88 214V215H89ZM94 214V213H93ZM92 214V215H93ZM136 214V215H137ZM209 214V213H208ZM198 215V214H197ZM202 215V214H201ZM199 216V217H203L204 215H202V216ZM210 215V214H209ZM209 215L207 216L208 218H210L209 217ZM68 216V215H67ZM81 216V215H80ZM89 216H91V215H89ZM121 216V215H120ZM140 216V215H139ZM51 217V216H50ZM82 217V216H81ZM83 217H85V216H83ZM91 217H93V216H91ZM199 217L197 218V220L199 221L200 220V222H201V220L203 219V218H201V219H199ZM205 217V216H204ZM67 218V217H66ZM87 218V217H86ZM94 218V217H93ZM97 218V217H96ZM141 218V217H140ZM206 218V217H205ZM208 218H206V220L204 221L203 220V223L201 224V227H200V225H199V229L201 228V230L202 231H206L207 229H208V231H206V232H212L211 231V229L209 230V228L211 227V225H212V221H211V219L209 220ZM74 219V218H73ZM80 219V218H79ZM79 219H78V217L77 218H75L74 219V221H75V223L78 225V226H80V225H82L81 223H82V219L79 221ZM91 219V218H90ZM70 220H72V219H70ZM87 220V219H86ZM126 220V219H125ZM143 220V219H142ZM141 220V221H142ZM40 221V220H39ZM73 221V220H72ZM73 221V222H74ZM95 222H96V220H94ZM124 221V220H123ZM126 221H128V220H126ZM147 221H146V223H147ZM198 221H195V222H198ZM258 221V222H257ZM83 222H84V219H83ZM89 222V224H90V222H91V220L90 221H88ZM159 222V221H158ZM200 222H199V224H200ZM62 223V222H61ZM127 223H129V222H127ZM141 223H143V222H141ZM140 223V224H141ZM149 223V224H150ZM216 223V222H215ZM38 224V223H37ZM70 224V223H69ZM72 224V223H71ZM84 224V223H83ZM89 224L87 225L88 227H89ZM121 224V223H120ZM130 224V223H129ZM148 224V225H149ZM157 225H158V223H156ZM155 224V225H156ZM161 224V223H160ZM159 224V225H160ZM218 224V223H217ZM216 224V225H217ZM73 225V224H72ZM103 225V224H102ZM113 225V224H112ZM132 225V224H131ZM130 225V226H131ZM133 225H134V223H133ZM142 225V224H141ZM148 225H147V227H148ZM34 226V225H33ZM84 226V225H83ZM87 226L85 227V228H87ZM90 226H92V224L90 225ZM111 226V225H110ZM126 226V225H125ZM129 226V227H130ZM151 226V225H150ZM162 226H163V224H162ZM218 226V225H217ZM222 226V225H221ZM37 227V226H36ZM49 227V226H48ZM68 227V226H67ZM73 227V226H72ZM81 227V226H80ZM83 227V228H84ZM93 227V226H92ZM92 227H91V229H92ZM96 228L97 227H99V226H95ZM94 227V228H95ZM108 227V226H107ZM127 228H128V226H126ZM137 227V226H136ZM136 227H134L133 226V228L132 229H134V228H136ZM144 227H146V225H144ZM154 227V226H153ZM153 227H151L152 229H153ZM156 227V226H155ZM158 227V226H157ZM156 227V228H157ZM160 227V226H159ZM194 227V226H193ZM198 227V226H197ZM251 227V226H250ZM38 228V227H37ZM139 228V227H138ZM141 228H143V227H141ZM196 228V226L194 227V229ZM214 228V227H213ZM240 228H241V226H240ZM248 228V227H247ZM60 229V228H59ZM90 229V228H89ZM90 229V230H91ZM131 229V230H132ZM137 229V228H136ZM136 229H134V230H136ZM148 229V228H147ZM151 229V230H152ZM163 229V228H162ZM166 230H167V228H165ZM215 229H216V227H215ZM221 229V228H220ZM242 230H243V228H241ZM94 230V229H93ZM130 230V229H129ZM130 230V232H132ZM143 230V229H142ZM144 230H145V228H144ZM148 230H150V228L148 229ZM161 230V229H160ZM164 230V229H163ZM165 230V231H166ZM218 230V229H217ZM216 230V231H217ZM226 230V229H225ZM260 230V229H259ZM48 231V230H47ZM79 231V230H78ZM86 231H88V229L86 230ZM95 231V230H94ZM98 231V230H97ZM97 231H96V234H97ZM139 231V230H138ZM141 231V230H140ZM139 231V233H141ZM147 231V230H146ZM155 231V230H154ZM158 231V230H157ZM197 231H198V228H197ZM222 232H225V231H223V230H221ZM221 231H220V233H221ZM244 231H246V230H244ZM80 232V231H79ZM92 232V231H91ZM90 232V233H91ZM98 232H100V234H101V231L99 230ZM124 232V231H123ZM122 232V233H123ZM134 232V231H133ZM136 232H137V230H136ZM143 232V231H142ZM161 232H163L162 230H161ZM170 231H168V233H169ZM200 233H201V231H199ZM206 232H203V233H206ZM228 232V231H227ZM239 232V231H238ZM249 232V231H248ZM255 232V231H254ZM87 233H89V231L87 232ZM103 233V232H102ZM128 233H129V231H128ZM159 233H160V231H159ZM165 233H167V232H165ZM172 233V232H171ZM196 233V232H195ZM208 233V235H209V237H210V235L211 234H209ZM214 234H212V238L214 239V237H213V235L215 236V233H217V232H215V230H214V232H213ZM235 233H237V232H235ZM259 233H260V231H259ZM262 233V232H261ZM60 234H62V233H60ZM93 234V233H92ZM91 234V235H92ZM145 234V233H144ZM147 234V233H146ZM153 234H154V232H153ZM197 234H198V232H197ZM222 234V233H221ZM225 235H226V232L224 233ZM232 234V233H231ZM230 234V235H231ZM244 234H245V232H244ZM65 235V234H64ZM84 235H86L85 233H84ZM90 235V236H91ZM95 235V234H94ZM99 235V234H98ZM124 235H125V233H124ZM134 235V234H133ZM142 235H143V233H142ZM141 235V236H142ZM155 235H156V233H155ZM164 235H166V234H164ZM169 235V234H168ZM202 235V237H203V235L204 234H201ZM223 235V234H222ZM228 235V238L229 237H231L229 234H227ZM261 235V234H260ZM50 236V235H49ZM54 236H55V234H54ZM123 236V235H122ZM140 236V237H141ZM144 236V235H143ZM170 236V235H169ZM173 236V235H172ZM171 236V237H172ZM198 236V235H197ZM217 236H220V235H217ZM216 236V238L217 239H219L218 237ZM232 236L234 237V235L232 234ZM242 236V235H241ZM240 236V237H241ZM244 236V235H243ZM257 236V235H256ZM255 236V237H256ZM263 236H264V234H263ZM63 237V236H62ZM80 237V236H79ZM86 237H87V235L85 236V239H86ZM95 237V236H94ZM106 237V236H105ZM130 237V236H129ZM137 237H139L138 235H137ZM156 237H159L160 238V236H159V234H158V236L156 235ZM163 237V239L162 240H164V237L165 236H162ZM161 237V238H162ZM167 237V236H166ZM174 237V236H173ZM199 238H202V237H200V235L198 236ZM206 237V236H205ZM208 236H207V238H209ZM225 237V236H224ZM239 237V236H238ZM237 237V238H238ZM254 237V238H255ZM262 237V236H261ZM50 238H52V237H50ZM49 238V239H50ZM71 238V237H70ZM96 238H98V237H96ZM95 238V239H96ZM101 238H104V237H101ZM127 238H128V236H127ZM206 238V239H207ZM232 238V237H231ZM231 238H230V240H231ZM235 239H237L236 238V234H235V237H234ZM260 237H258V239H259ZM53 239V238H52ZM132 239V238H131ZM140 239V238H139ZM138 238L137 239H135V240H139ZM142 240H145V239H143V238H141ZM154 239H156L155 237H154ZM158 239V238H157ZM156 239V240H157ZM167 239H168V237H167ZM170 239V238H169ZM168 239V240H169ZM204 239V238H203ZM211 238H209V240H210ZM242 239H244V237H242ZM70 240V239H69ZM124 240V239H123ZM128 240V239H127ZM152 240V239H151ZM159 240V239H158ZM171 240H173V239H171ZM201 240V239H200ZM226 240H227V238H226ZM239 241L238 242H241L240 240H241V238L240 239H238ZM255 240V239H254ZM75 241V240H74ZM95 241V240H94ZM141 241V240H140ZM155 241V240H154ZM161 241V240H160ZM160 241H158V242H160ZM212 241V239L210 240V242ZM213 241H215V239L213 240ZM219 241V240H218ZM243 241V240H242ZM81 242V241H80ZM79 242V243H80ZM91 242V241H90ZM93 242V241H92ZM123 242V241H122ZM126 243H127V241H125ZM137 242V241H136ZM143 242H146V241H143ZM149 242H151V241H149ZM152 242H153V240H152ZM151 242V244H153ZM156 242V241H155ZM154 242V244H156ZM167 242V241H166ZM172 242V241H171ZM204 242V241H203ZM207 242V241H206ZM215 242H217V241H215ZM226 242H228V241H226ZM234 241H232L231 243H233ZM235 242H236V240H235ZM234 242V243H235ZM238 242H237V245H238ZM77 243V242H76ZM129 243V242H128ZM134 243V242H133ZM148 242H146V243H142L141 245L140 244H138V242L136 243L137 245H140L141 246V249H140V251H141V253L138 255L139 257H141V254H142V256H143V262L141 261V263H143V264H163L164 262L163 261H161V258L159 257V255H157L155 252H153L154 250L151 248V246H149V244H147ZM161 243V242H160ZM162 243H164V241L162 242ZM161 243V244H162ZM169 243V242H168ZM167 243V244H168ZM174 243V242H173ZM208 243V242H207ZM222 243H223V240H222V238H221V240H220V244L222 245ZM225 243V242H224ZM35 244V243H34ZM129 244H131V243H129ZM201 244H202V242H201ZM206 244V243H205ZM205 244H204V248L206 247L205 246ZM212 244H213V242H212ZM217 244H219V242L217 243ZM219 244V245H220ZM226 244V243H225ZM236 244V243H235ZM241 244V243H240ZM157 245H159V243H157ZM156 245V246H157ZM171 245V244H170ZM170 245H169V248H170ZM194 245V244H193ZM207 245H209V243L207 244ZM218 245V246H219ZM227 245V244H226ZM233 245V244H232ZM93 246V245H92ZM131 246V245H130ZM159 246H162V245H159ZM166 246V245H165ZM168 246V245H167ZM175 246V245H174ZM174 246H172V247H174ZM190 246V245H189ZM195 246V245H194ZM197 246V245H196ZM213 246V245H212ZM211 246V247H212ZM228 246V245H227ZM230 246V245H229ZM236 246V245H235ZM103 247V246H102ZM137 247V246H136ZM176 247V249H178L177 248V246H175ZM208 247V246H207ZM210 247V248H211ZM217 247V245L215 246L214 245V249ZM221 247V246H220ZM222 247H223V245H222ZM232 247V246H231ZM241 245H240V248L239 249H241ZM50 248V247H49ZM194 248H196V247H194ZM209 248V249H210ZM225 248V247H224ZM236 248V247H235ZM68 249H69V247H68ZM128 249V248H127ZM162 249V248H161ZM166 249V248H165ZM173 249V248H172ZM172 249H170V251L172 250ZM213 249V250H214ZM219 249V248H218ZM221 249H223V248H221ZM237 249V248H236ZM88 250H89V248H88ZM130 250H132V249H130ZM133 250H135V249H133ZM138 250V249H137ZM137 250H136V252H137ZM158 250V249H157ZM160 250V249H159ZM163 250H164V247H163ZM163 250H161V251H163ZM168 250V249H167ZM175 249H173L172 251H174ZM194 250V249H193ZM204 250H207V249H204ZM212 249H210V251H211ZM228 250V249H227ZM234 249H231V251H233ZM242 250H243V248L240 250L241 252H242ZM108 251V250H107ZM169 251V250H168ZM168 251H167V253H168ZM169 251V252H170ZM195 251V250H194ZM207 251H209V250H207ZM223 251H225V250H223ZM229 251H230V249H229ZM48 252V251H47ZM91 252H93V251H91ZM90 252V253H91ZM99 252V251H98ZM126 252V251H125ZM131 251H129V253H130ZM157 252V251H156ZM211 252H213V251H211ZM240 252V253H241ZM138 253H139V250H138ZM171 253V252H170ZM214 253V252H213ZM224 253V252H223ZM226 253H228V252H226ZM243 253H244V250H243ZM81 254V253H80ZM83 254V253H82ZM131 254H132V252H131ZM133 254H135L134 252H133ZM137 254V253H136ZM180 254V253H179ZM179 254L177 253L176 254V257L178 258L179 257ZM208 254V253H207ZM206 254V255H207ZM230 254H232V256H233V254L234 253H230ZM235 254H237L236 252H235ZM235 254H234V258L236 259V257H239V254H238V256L236 255V257H235ZM246 254V253H245ZM244 254V255H245ZM168 255V254H167ZM210 255H212V253L210 254ZM226 255V254H225ZM247 255V254H246ZM245 255V256H246ZM251 255V254H250ZM126 256V255H125ZM132 256V255H131ZM131 256H129L130 258H132ZM138 256H136V257H138ZM163 256H165V255H163ZM172 256H174V254H173V252H172ZM216 256H218V254L216 255ZM215 256V257H216ZM228 256H229V254H228ZM241 256H243V254H241ZM240 256V257H241ZM248 256V255H247ZM43 257V256H42ZM138 257V258H139ZM175 257V258H176ZM181 257V256H180ZM179 257V258H180ZM219 257V256H218ZM244 257V256H243ZM37 258V257H36ZM44 258V257H43ZM46 258V257H45ZM69 258V257H68ZM128 258V257H127ZM165 257H163V259H164ZM168 258V257H167ZM213 258H214V255H213ZM222 258V257H221ZM220 258V259H221ZM226 258H227V256H226ZM228 258H231V257H228ZM245 258V257H244ZM244 258H243V260H244ZM133 259V258H132ZM136 259V258H135ZM141 259V258H140ZM169 259V258H168ZM181 259L182 260H185V259H183L182 257H181ZM207 259H209L208 257H207ZM215 259V258H214ZM216 259H219V258H216ZM219 259V260H220ZM224 259H225V257H224ZM98 260V259H97ZM106 260H107V258H106ZM127 261L129 260V259H126ZM131 260V259H130ZM142 260V259H141ZM176 260V259H175ZM178 261H182V260H179V259H177ZM219 260H217V261H219ZM222 260L223 259H221V262H222ZM226 260V259H225ZM242 260V261H243ZM246 260V259H245ZM244 260V261H245ZM252 260H253V257H252ZM66 261V260H65ZM70 261V260H69ZM132 261V260H131ZM130 261V262H131ZM165 261H166V259H165ZM170 261V260H169ZM172 261V260H171ZM170 261V262H171ZM187 261V260H186ZM193 261V260H192ZM214 261H216V260H213L212 262H214ZM229 261V260H228ZM232 261H233V259H232ZM237 261H241L240 260V258H239V260H237ZM243 261V262H244ZM251 261V260H250ZM80 262V261H79ZM87 262V261H86ZM102 262H104V261H102ZM134 262V261H133ZM162 262V263H161ZM168 262V261H167ZM167 262H165V263H167ZM170 262H168V263H170ZM173 262V261H172ZM206 262H207V260H206ZM212 262H211V264H212ZM223 262H224V264H225V261L223 260ZM236 262V261H235ZM93 263H95V262H93ZM135 263V262H134ZM133 263V264H134ZM167 263V264H168ZM177 263V262H176ZM179 263V262H178ZM177 263V264H178ZM181 263V262H180ZM190 264H191V261L189 262ZM188 263V264H189ZM193 263V262H192ZM215 263V262H214ZM230 263H231V261H230ZM229 262H227L226 261V264H230ZM246 262H244L243 264H245ZM256 263V262H255ZM85 264V263H84ZM104 264V263H103ZM130 264V263H129ZM173 264H175V263H173ZM195 264V263H194ZM206 264H209V263H206ZM219 264V263H218ZM232 264V263H231ZM234 264H238V262L237 263H234ZM241 264V263H240Z\"/></svg>",
    "mask_w": 264,
    "mask_h": 264
},
{
    "label": "built area",
    "instance_id": "4",
    "mask_svg": "<svg viewBox=\"0 0 264 264\" xmlns=\"http://www.w3.org/2000/svg\"><path fill=\"white\" fill-rule=\"evenodd\" d=\"M181 17V15L179 16ZM180 34L179 37L183 43H188L186 38V29L184 19H180ZM202 163L193 161V168L189 166L186 168H177L174 176L186 175L191 176L193 182L189 184L188 202L193 206V210L196 208L198 195L202 191H206L204 179L207 178L208 183L212 187L211 201L213 205V213H211V219L221 224L226 228L228 232L240 231V225L242 222L243 212L241 211L243 206L238 203L235 204L232 198L235 195L240 199V193L242 192L243 181L246 180L237 172L225 167L224 165L212 161L204 156H201ZM205 164V165H204ZM172 189H169V191ZM166 190V193L169 192ZM170 192H174V189ZM208 192V190H207ZM236 199V198H235Z\"/></svg>",
    "mask_w": 264,
    "mask_h": 264
}]
</instances>
